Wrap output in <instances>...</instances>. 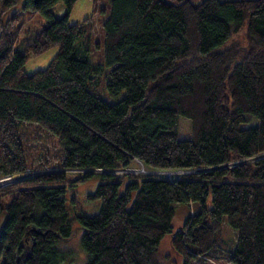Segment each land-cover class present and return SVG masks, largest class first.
Instances as JSON below:
<instances>
[{
    "label": "trees",
    "instance_id": "trees-1",
    "mask_svg": "<svg viewBox=\"0 0 264 264\" xmlns=\"http://www.w3.org/2000/svg\"><path fill=\"white\" fill-rule=\"evenodd\" d=\"M76 1L25 0L0 19V177L36 172L0 186V264H59L58 242L75 233L66 191L95 173L88 196L101 209L77 215L87 264H167L168 233L184 264H264V0H108L107 88L125 91L113 103L92 89L96 12L70 23ZM17 3L0 0V14ZM32 12L45 23L21 52ZM52 46L49 65L28 73L30 54ZM180 116L192 122L188 139ZM138 161L150 172H125ZM175 202L200 207L173 231Z\"/></svg>",
    "mask_w": 264,
    "mask_h": 264
},
{
    "label": "rangeland",
    "instance_id": "rangeland-1",
    "mask_svg": "<svg viewBox=\"0 0 264 264\" xmlns=\"http://www.w3.org/2000/svg\"><path fill=\"white\" fill-rule=\"evenodd\" d=\"M25 0H18V3L7 11L5 14H0V19L7 20V18L15 11L19 10ZM196 1V0H194ZM58 11L62 8V4L58 5ZM61 6V7H60ZM109 2L108 0H77L74 4V7L69 15L70 23H77L83 21L86 17L93 14L94 10L96 12V19L94 20V29L93 37L90 39V42L87 44L90 52V59L92 68L94 67V74L91 75L92 78V89L96 91L101 97L106 101L113 103L121 99L125 91L122 90L117 94H112L107 88V82L109 79V71L111 69L110 65H107L103 56V30L101 28V22L109 13ZM57 8V7H56ZM45 23L44 15L40 12H32L27 14L25 21L20 28V31L17 33L16 37V49L23 52L25 51L27 45L34 40V37L38 31L41 30L43 24ZM83 47H85L83 45ZM58 46H52L46 51L40 54H30L26 64L25 70L28 73H32L38 69H43L47 67L50 61L58 52ZM256 121H252L250 125L255 124ZM25 124H28L25 122ZM243 126L247 124H242ZM32 129H36L37 125L35 123L30 124ZM37 130V129H36ZM192 122L186 116H180L179 119V136L181 139H188L192 136ZM32 136L36 137L34 133ZM39 143H53L54 138H45L42 135H38ZM26 147H32L26 150V156L28 159V164H32L31 153L35 149V141L26 142ZM39 151V147L37 149ZM40 153V151L38 152ZM135 170V173H146L150 172L143 163L139 162L131 168ZM79 171V170H78ZM165 173L168 176H172L175 173H183V171L178 172H160ZM68 176L76 177L81 174L80 172L68 171ZM100 181V175L98 173L93 174L90 178L81 181L73 186H68V189L65 194V202L67 206L68 216L72 223V226L75 229V233L67 240H62L58 242V247L64 251V257L59 264H87L88 262V252L83 247L81 243L83 228L79 224L77 218L78 214L84 215H94L97 214L101 209V200L100 199H91L88 194L93 192ZM123 189V186H122ZM175 214L172 220V230L176 231L181 227L186 219L193 215V213L199 210L200 205L198 203H185V202H175ZM4 217V216H3ZM2 217V218H3ZM223 229V238L228 242V244H236V230L231 226L227 221L226 217L223 219L222 223ZM172 233L166 234L161 243H160V254L163 257V261L167 264H184L183 255L178 254L172 247ZM168 254V256H166ZM205 264H228L226 260H217L207 261Z\"/></svg>",
    "mask_w": 264,
    "mask_h": 264
},
{
    "label": "built area",
    "instance_id": "built-area-1",
    "mask_svg": "<svg viewBox=\"0 0 264 264\" xmlns=\"http://www.w3.org/2000/svg\"><path fill=\"white\" fill-rule=\"evenodd\" d=\"M60 10L63 11V9H60ZM34 173H36V172L31 170V169H27L26 171L20 172L17 174H6V175L0 177V186L10 184L19 178H22V177L28 176V175H32Z\"/></svg>",
    "mask_w": 264,
    "mask_h": 264
},
{
    "label": "water",
    "instance_id": "water-1",
    "mask_svg": "<svg viewBox=\"0 0 264 264\" xmlns=\"http://www.w3.org/2000/svg\"><path fill=\"white\" fill-rule=\"evenodd\" d=\"M36 2L37 1H40V0H35ZM237 162H239V161H237ZM237 162H233L232 164H230V165H233V164H235V163H237ZM125 172H129V173H135L136 171L135 170H133V169H127V170H125ZM168 172H170V171H168ZM172 172V171H171Z\"/></svg>",
    "mask_w": 264,
    "mask_h": 264
}]
</instances>
